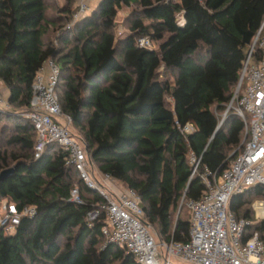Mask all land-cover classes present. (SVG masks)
Here are the masks:
<instances>
[{
    "label": "trees",
    "instance_id": "16d2710c",
    "mask_svg": "<svg viewBox=\"0 0 264 264\" xmlns=\"http://www.w3.org/2000/svg\"><path fill=\"white\" fill-rule=\"evenodd\" d=\"M77 1L0 0V80L12 106L0 111V174L15 167L0 181V212L3 202L36 209L13 230L0 224V264H141L108 242L107 200L67 163L68 152L49 144L35 157L37 131L24 112L48 59L61 68L59 101L89 163L139 193L158 242L189 241L188 201L209 191L207 171L218 179L250 138L234 109L222 118L264 21V0H101L68 27ZM125 8L126 33L118 36ZM143 37L156 48L140 47ZM262 55L256 45L251 62ZM76 187L82 204L71 200ZM257 198L262 184L229 203L238 219L252 221L244 240L264 232Z\"/></svg>",
    "mask_w": 264,
    "mask_h": 264
},
{
    "label": "built area",
    "instance_id": "2783aa9c",
    "mask_svg": "<svg viewBox=\"0 0 264 264\" xmlns=\"http://www.w3.org/2000/svg\"><path fill=\"white\" fill-rule=\"evenodd\" d=\"M92 1H77V10L68 27L87 15ZM184 23L181 16L179 24ZM138 45L153 48L154 42L143 37ZM256 45L263 55L259 63H252ZM60 73L55 60L48 59L43 64L33 83L30 105L24 112L37 131L35 157L39 158L49 144H58L68 152L67 163L75 166L89 187L98 190L107 200L108 220L103 233L109 243L126 246L141 264H175V260L181 264H264V232L255 231L244 240L252 221L238 219L229 210L234 194L254 185H264V21L249 51L236 94L222 118L234 109L244 119L250 138L218 179L211 180L207 171L204 179L209 191L200 199L188 201L191 227L186 243L158 242L142 220L144 209L139 193L120 188L110 174L102 173L101 180L96 178L95 167L89 163L83 143L71 131L72 117L62 110L57 94ZM0 83L3 82L0 80ZM10 109L11 104L0 90V111ZM184 130L190 132L193 126L188 125ZM192 161L197 169L200 160L193 156ZM71 200L83 203L77 187L71 190ZM256 203L264 210V200ZM35 215L34 207L27 206L19 212L15 204L6 203L0 224L13 230L21 216ZM97 215V212L90 213L89 218L93 220Z\"/></svg>",
    "mask_w": 264,
    "mask_h": 264
},
{
    "label": "rangeland",
    "instance_id": "374dc122",
    "mask_svg": "<svg viewBox=\"0 0 264 264\" xmlns=\"http://www.w3.org/2000/svg\"><path fill=\"white\" fill-rule=\"evenodd\" d=\"M100 1L101 0H93L91 3H90V9L88 10V13H87V15H90L93 11H94V9L98 6V4L100 3ZM128 12H129V9L128 8H125V9H123L121 12H120V14H119V17H118V21H119V25H121L120 26V28H119V30H118V32H117V35L118 36H121V35H123L124 33H126V30H125V28L122 26V23H123V20H124V18L126 17V15L128 14ZM73 20V19H72ZM70 23H72V22H70ZM153 48H156V43H154V45H153ZM161 72H163V70H161ZM3 84H1L0 83V87L2 86ZM7 89V88H6ZM244 89V88H243ZM1 90V89H0ZM4 97H5V99L6 100H8V97H9V92L7 91V92H4ZM224 115V114H223ZM95 170H96V168H95ZM99 180H101V179H99ZM262 201V200H264V199H260V198H257L256 200H255V202L253 203V206H254V208H255V210H256V212H257V215L261 218L262 216H264V210H262V208L260 207V205H258L256 202L257 201ZM5 204H6V202H3V205H2V209H1V212H0V216L1 217H3V215L5 214ZM152 234H153V236H154V233L152 232V231H150ZM165 242V241H164ZM160 251H161V248H160ZM175 264H181V261H176L175 260V262H174Z\"/></svg>",
    "mask_w": 264,
    "mask_h": 264
},
{
    "label": "crops",
    "instance_id": "0c3cea01",
    "mask_svg": "<svg viewBox=\"0 0 264 264\" xmlns=\"http://www.w3.org/2000/svg\"><path fill=\"white\" fill-rule=\"evenodd\" d=\"M1 84H3V83H1ZM7 87L3 84L1 87H0V89L3 91V92H7L8 91V89H6ZM95 175H96V178L97 179H101L102 178V173L99 171V170H95ZM116 183H117V181H116ZM117 185H118V183H117ZM119 186V185H118Z\"/></svg>",
    "mask_w": 264,
    "mask_h": 264
},
{
    "label": "water",
    "instance_id": "95a60500",
    "mask_svg": "<svg viewBox=\"0 0 264 264\" xmlns=\"http://www.w3.org/2000/svg\"><path fill=\"white\" fill-rule=\"evenodd\" d=\"M15 170V167L9 168L4 170L1 174H0V181L4 178H6L9 174H11L13 171Z\"/></svg>",
    "mask_w": 264,
    "mask_h": 264
}]
</instances>
